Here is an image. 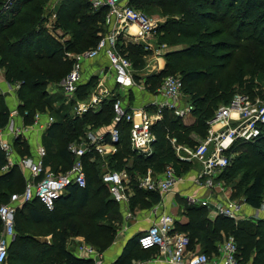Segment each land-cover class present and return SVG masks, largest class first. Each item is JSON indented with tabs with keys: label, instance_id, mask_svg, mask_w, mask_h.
<instances>
[{
	"label": "trees",
	"instance_id": "obj_1",
	"mask_svg": "<svg viewBox=\"0 0 264 264\" xmlns=\"http://www.w3.org/2000/svg\"><path fill=\"white\" fill-rule=\"evenodd\" d=\"M8 1L0 0V67L4 69L6 81L10 84L21 82L17 90L20 100L18 108L26 124L33 123V115L37 110H50L56 114V122L43 136L48 154L46 162L51 164L55 172L69 169L73 156L67 149L68 144L79 138L88 124L95 127L108 125L113 119V101L107 99L99 111H88L82 116H77L71 112V104H66L63 96L49 93L47 86L55 79L52 77L61 76L62 71L65 76L71 70L73 61L66 57V51L81 52L98 42L100 34L106 30L107 9H94L87 0H63V9L58 11L54 24L55 30L59 29L62 33L58 34L55 31L57 35L51 31L49 35L45 26L47 21L45 3L35 0H14L11 7L6 9ZM69 1L72 2L66 8ZM130 2L135 8L147 13V9L140 7L156 6L161 10L160 13L166 19L160 23L156 39L159 43L172 46L165 54V67L145 79L147 91L153 92L162 79L171 72L180 73L183 79L182 91L194 105L192 115L195 121L186 124L183 118L166 111L164 118L153 125L156 136L153 143L154 151L147 156L139 155L132 149L130 130L127 126H123L122 142L115 154L105 161L102 158H98L97 161L85 158L87 175L85 187L70 184L67 187L70 196L58 198L52 211L46 209L37 197L18 207L15 222L16 236L10 242L8 249L10 264H18V262L92 264V259L77 256L74 247L67 246L66 231L59 233L52 244L46 245L28 234L32 231L26 228L25 223L30 220L33 223L32 227L34 224H39L46 213L51 217L59 214L61 211L59 204H66L71 197H76V206L79 209H83L89 203L91 207L80 214L82 225L70 221L67 227L74 234L83 235L86 241L93 245H108L117 229L114 225L115 219L119 220L121 213L118 203L103 184L101 175L104 164L107 163L112 169H128L134 190L130 198L131 207H135L138 203L144 205V196L154 194V191H146L138 187L134 170L140 171L144 167L151 166L156 167L155 170L160 172L164 170L168 161H172L177 165L179 173L187 171L191 164L179 163L168 136L176 137L180 143L196 145L197 140L194 135L201 139L207 136L209 121L221 105L231 101L237 86H239L238 90L255 95L257 89L264 85V0H131ZM213 23L216 25L213 26ZM60 37L65 40L61 42ZM122 47L131 59L133 67L137 71L143 70L148 53L143 44L128 43L122 44ZM135 77L138 79L139 75L136 74ZM97 80L98 77L94 75L90 80L80 84L77 97L86 98ZM130 98H132L131 94ZM56 102L59 103L58 107H55ZM10 115L11 108L4 101L1 102V128L8 125ZM263 138L264 136H261L255 141L241 143L234 152H238V148L242 147L255 152L258 149L254 146L255 142ZM13 145L19 155L25 156L29 153V146L21 137L15 138ZM262 151L264 154V150ZM131 158L134 161L129 166ZM242 158L233 156L232 162L219 178L226 182L232 181L241 166L245 164L251 166V159L248 162L246 159L245 164H242ZM60 164L64 165L63 168H60ZM6 165H8L7 157L0 149V203L9 202L12 194L23 192L26 185L25 175L19 166L12 165L7 170H3ZM249 170L244 173L243 178L248 181L253 175L251 181L241 195H238L234 187L232 198L243 197L244 203L259 208L264 201V174ZM93 193L95 195L91 200ZM1 199H4V202H1ZM187 210L190 217L188 229L201 239L204 252L209 255L216 254L218 251L216 242L234 236L239 247V257L243 262L264 264V219L254 224L248 220L235 221L218 214L211 220L208 207L205 205H191ZM100 218H109L111 223H99ZM2 229L3 224L0 219V233Z\"/></svg>",
	"mask_w": 264,
	"mask_h": 264
},
{
	"label": "built area",
	"instance_id": "obj_2",
	"mask_svg": "<svg viewBox=\"0 0 264 264\" xmlns=\"http://www.w3.org/2000/svg\"><path fill=\"white\" fill-rule=\"evenodd\" d=\"M13 1L9 0L5 8L11 7ZM87 1L94 9H107L106 30L100 34L98 42L91 48L81 52H65L73 64L57 89L62 90L65 103H72L71 112L77 116H82L88 111L97 112L107 99L112 100L113 119L106 126L95 127L88 124L83 134L68 144L67 149L73 156V162L67 171L55 172L46 167L44 146L38 147L36 157L25 156L17 159L30 174L23 192L12 194L7 203H0V219L3 224L0 233V264L8 259L9 244L16 236V211L23 203L37 197L46 209L54 210L56 200L70 184H77L80 187L87 185L85 158L95 159L118 150L122 142L123 126L130 130L132 149L139 155L147 156L154 151L153 143L156 136L153 125L164 118L166 111L185 119L192 115L194 110V105L182 91L183 79L178 74L166 75L143 106L132 105L130 89L135 87L145 89L146 86L144 81L136 79L133 63L123 51L122 44L126 45L128 42L143 44L148 53L162 56L167 44L159 43L156 39L162 20L135 8L131 0ZM56 32L61 34L58 29ZM56 32L54 31V34H57ZM102 55L107 60V69L113 77L114 87L106 85L104 79L106 65L102 63V67L105 68L101 69L92 91L86 98H78L80 84L90 80L94 75L97 76L90 63ZM151 68L158 70L156 65ZM20 86L21 82L10 85L16 89ZM54 92L49 90L51 94ZM13 111L10 117L17 112ZM56 120L50 110H37L33 115L32 124L10 125L7 128L9 131L5 127H0V149L5 152L8 163L13 164V157H16L13 145L15 138L33 128L41 127L46 131ZM6 135H10L11 139L6 138ZM261 136H264V85L257 89L255 95L236 93L228 104L221 105L209 121L207 136L196 145L180 143L176 137L168 138L179 163L199 164V172L194 181L198 184L204 183L210 188L215 186L217 176L232 162L234 149L241 143L255 141ZM128 177L129 173L125 170H107L102 174L103 181L117 201L128 199L124 185V180ZM185 178V173H179L175 164H168L161 172L139 175L137 184L140 189L166 194L173 191L176 184ZM188 200L194 205H212L218 214L235 221H238L237 217L242 209V203L231 198L212 201L189 195ZM174 222V216L171 214L158 216L157 220L138 236L139 246L143 249L157 248L160 252L168 254L173 263L252 264L251 261L243 262L239 257V247L234 236L221 241L214 259L204 251L188 255L190 238L176 231ZM77 252L79 255L91 256L96 253V249L92 245L83 244L77 248ZM100 263L98 260L96 264Z\"/></svg>",
	"mask_w": 264,
	"mask_h": 264
},
{
	"label": "crops",
	"instance_id": "obj_3",
	"mask_svg": "<svg viewBox=\"0 0 264 264\" xmlns=\"http://www.w3.org/2000/svg\"><path fill=\"white\" fill-rule=\"evenodd\" d=\"M130 43V42H128ZM127 43V44H128ZM126 44V45H127ZM149 56L154 57L152 60L149 61L146 59V66L141 71H137L134 68V74H138V81H144L148 77V75L152 73H157L160 70H162L165 65V56L163 53V56H155V54H149ZM155 60H159L160 66L158 70H151L152 62L156 63ZM102 63L106 65V74H105V82L108 87H114V80L111 76L110 71L107 69V60L102 55L99 59L96 58L91 64V68L93 71H95V74H97V77L99 76L101 69L105 68L102 67ZM97 69V70H96ZM99 78V77H98ZM2 79V77H1ZM146 86V84H145ZM148 87L139 88L135 87L132 88L131 91V97L130 101L132 105L135 106H143L145 104V101L147 99L151 98V92L147 91ZM60 90V89H59ZM148 95H147V94ZM54 94V93H53ZM52 94V95H53ZM60 96H63L65 99V96L60 90ZM13 102V101H12ZM19 103V102H16ZM67 104V103H66ZM71 104L72 108V103ZM18 106V105H17ZM14 108H11L13 110ZM193 117V115H190L187 118ZM45 120V119H44ZM25 123V119L23 115L18 114L17 112L10 117V121L8 125L5 127L6 129L9 128L10 125H21ZM26 124V123H25ZM9 131V129H7ZM45 130H43L41 127L33 128L23 132V134L20 136L22 140H24L27 145L29 146V153L25 156H37V149L39 146H44L46 149V155L44 158V162L46 167H51V164H48L46 162L47 158V146L45 145L43 141V136L45 134ZM6 138H10V135H6ZM120 147V146H119ZM118 147V148H119ZM16 149V148H15ZM117 152V151H116ZM115 152V153H116ZM113 153V154H115ZM113 154H108L103 157H97L95 159H90V161H97L98 158H102L104 161L106 158L110 157ZM16 157H13V164L8 163L3 170H7L12 165H18L19 168L22 170V172L25 175L26 181L29 177V171L24 168V166L20 165L17 162V159L19 160L22 157V155L18 154V151L16 150ZM8 160V159H7ZM133 159L129 160V166L133 164ZM191 166L187 171H183L186 175V178L184 181L178 182L174 188L173 191L168 192L166 194H160L157 192H153L154 194L146 195L144 196V205H140L141 203H138L135 207H131L130 204V198L134 194V190L131 184L130 175L128 178L124 180L125 185V191L128 196V199L125 201H117L111 192L109 191L108 185L103 181V184L106 186L108 192L112 196V198L118 203L119 210H120V216L119 220L115 219L116 222H114V225L117 227L116 231L113 234L112 240L108 243V245L104 246L105 244L101 245H93L86 241L85 237L83 235H77L72 232L67 227V223L70 221H75L81 223L82 217L80 214L85 213L87 210L90 209L91 204L89 203L87 206H85L83 209H79L76 206V197L69 199L66 204L60 203L59 206L61 207L60 213L54 215L53 217L49 216L46 213V216L42 219V221L37 224L39 227H48V230H39L36 233L30 232L28 234H31L32 237L36 238L39 242L45 243L46 245L52 244L54 239H56L57 235L61 233L62 231H66V239H67V246L68 247H74V252L77 256L81 258H90L92 259V264H96L98 260L101 261L100 264H187V263H173L170 261L169 255L164 254L159 251L157 248H151V249H143L141 248L137 243L138 236L143 233L154 221L157 220L158 216L162 214H171L174 216V224H175V230L181 233H184L189 236L190 238V244H189V253L188 255H191L197 251H204V246L201 242V239L199 237H196L193 232L188 229V223L190 221V217L188 215L187 208L189 206H193L194 204H191L188 200L189 195L190 196H196L201 199H210L212 201L216 200H227L233 199L232 198V187L226 186L222 179L217 176L215 179L216 184L214 187H207L204 185V183H196L194 180L197 178V174L199 172V164L197 162L190 163ZM63 164H60V168H63ZM167 166V165H166ZM104 167H108V164H104ZM177 167V165H176ZM86 170V169H85ZM127 171L129 173L128 169H121ZM67 171V170H66ZM107 171V170H106ZM178 171V167H177ZM181 171V170H180ZM57 172H64L63 169H60ZM159 172V171H157ZM161 172V171H160ZM182 172V173H183ZM134 175L137 181V177L140 174L139 170H134ZM102 177V175H101ZM94 189V187L92 188ZM147 191V190H146ZM97 195L99 192H96ZM95 193L91 195V200L93 199ZM154 195V196H152ZM69 189L65 190L63 195L61 197H69ZM238 200L237 198H235ZM24 204V203H23ZM22 204V205H23ZM264 204V203H263ZM21 205V206H22ZM20 206V207H21ZM209 210V217L210 219H215V217L218 215L217 211L213 208V206H207ZM264 208V207H263ZM259 211L257 208H253L245 203L242 204V209L239 212V219L244 220L246 217L250 215L249 213ZM262 213L264 214V209H262ZM29 214V213H28ZM99 223L108 224L111 223L109 218H100ZM27 224H33L28 220L26 222ZM78 224V223H77ZM35 225V224H34ZM82 225V223H81ZM79 227V225H78ZM135 240V241H133ZM133 241V242H132ZM221 242H216V245L218 246ZM87 244L92 245L96 249V253L91 256H85V255H79L77 252V248L80 245ZM217 254V253H216ZM216 254L209 255L212 259L216 257ZM10 264V260L7 259L5 263L3 264ZM18 264H21L18 262Z\"/></svg>",
	"mask_w": 264,
	"mask_h": 264
},
{
	"label": "rangeland",
	"instance_id": "obj_4",
	"mask_svg": "<svg viewBox=\"0 0 264 264\" xmlns=\"http://www.w3.org/2000/svg\"><path fill=\"white\" fill-rule=\"evenodd\" d=\"M36 1H41L43 3H45V17L47 18V21L45 23V26L47 27L46 28V32H48L49 35H51V31L54 33L55 28H54V24H55V21L57 19V13L59 10H62L63 9V0H35ZM72 1H69L66 8L69 7V3H71ZM62 7V8H61ZM61 8V9H60ZM142 9H147L148 10V14H150L151 16L155 17V18H158L160 20H164L166 19L161 13H160V9L157 8L156 6L154 7H150V8H147V6H142L140 7ZM213 26L216 25L215 23L212 24ZM44 26V27H45ZM59 30V29H58ZM60 31V30H59ZM45 32V33H46ZM62 33V31H60ZM56 38V37H55ZM51 40V39H50ZM57 40V39H55ZM60 40L61 42H63L65 40V38L63 37H60ZM54 45V44H53ZM172 48V46H166V48L164 49V56L166 54V52L168 51V49L170 50ZM71 52H76V51H71ZM77 52H80V51H77ZM149 54H153V53H147L146 57H145V60H149V61H153L152 59L154 57H150ZM156 56V55H155ZM163 56V54H162ZM68 59V58H67ZM156 63L152 62V65H156V68L159 69V66H160V62H158L159 60H155ZM165 61H166V58H165ZM149 62H147L146 64H148ZM146 66V65H145ZM158 66V67H157ZM62 73L64 74V72L62 71ZM61 73V74H62ZM61 75L59 77H52V78H55L52 80V82L49 83V85L47 86V89L50 90V91H55L53 95H60V90L57 89V87L59 86V83L60 81L66 76L64 75ZM171 74H179L181 75L180 73L178 72H171ZM2 77V79H1ZM57 78V79H56ZM10 83L8 81H6V75H5V71L3 68L0 67V92H1V98H0V103L1 102H5L10 108H14L13 112H15V110L17 111L18 114L19 113V108L17 105L20 104V100H19V97L17 95V90L16 88H11L10 87ZM239 89V86L236 87L235 91L233 92L234 94L236 93H245L243 90H238ZM13 101V102H12ZM16 102H19V103H16ZM57 104L55 105V107L59 105L58 102H56ZM37 110V109H36ZM12 111V110H11ZM52 115L56 118V114L51 111ZM195 121V117H190V118H185L183 119V122L186 123V124H190L192 122ZM194 138L197 140V143H199L200 139L197 135H194ZM256 144L254 146L258 147L257 151H252V150H247V147H242V148H238V152H233V156L234 158L237 157V156H241L242 160H241V163L245 164V161L246 159L247 162L249 161V159H251L252 163H251V166H247L246 164L241 166V168L238 169L237 173H236V176L233 178L232 181H229V182H226L225 180H222L223 183L228 186V187H232V192H233V189L234 187H236L237 189V193L238 195H241L244 188L247 186V184H249V182L251 181L253 175L249 178L248 181L245 180V178H243L244 176V173L246 171H248L249 169H251V171H253L254 173L256 172H262L264 174V154H263V151L264 150V138L255 142ZM250 155V156H249ZM249 156V157H248ZM248 157V158H247ZM133 159V158H131ZM167 163V161H166ZM240 163V165H241ZM168 164H173L172 161H168ZM239 165V166H240ZM156 167H144L142 170H140V174L141 175H146V174H149L150 172H157V170H155ZM52 171H56L54 168H51ZM66 170H69V169H65L64 171ZM106 170H119V169H112V168H108V167H103L102 168V174L106 171ZM250 171V170H249ZM238 201L241 202L242 204L245 205L244 201H243V197H237ZM1 202H4V199H1ZM264 203V201H263ZM259 209V211H255V212H250L248 218L246 217V219H244V221L248 220V221H251L253 222L254 224L257 223V221H259L260 219H264V214L262 213V206L257 208ZM237 219H239V217H237ZM26 225V228L31 230L32 232L34 233H37L39 230H48V227H39L37 225H33L31 227L30 224H27L25 223ZM33 228V229H32ZM7 264V263H6Z\"/></svg>",
	"mask_w": 264,
	"mask_h": 264
}]
</instances>
